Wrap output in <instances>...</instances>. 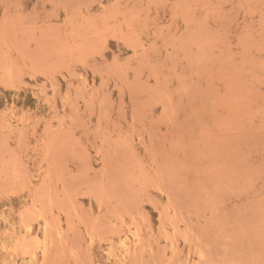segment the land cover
I'll list each match as a JSON object with an SVG mask.
<instances>
[{
  "label": "rangeland",
  "instance_id": "374dc122",
  "mask_svg": "<svg viewBox=\"0 0 264 264\" xmlns=\"http://www.w3.org/2000/svg\"><path fill=\"white\" fill-rule=\"evenodd\" d=\"M14 263L264 264V0H0Z\"/></svg>",
  "mask_w": 264,
  "mask_h": 264
},
{
  "label": "bare ground",
  "instance_id": "6f19581e",
  "mask_svg": "<svg viewBox=\"0 0 264 264\" xmlns=\"http://www.w3.org/2000/svg\"><path fill=\"white\" fill-rule=\"evenodd\" d=\"M24 209H25V208H24ZM22 210H23V209H22ZM22 212H23V211H22ZM34 215H35V214H34ZM37 219H38V218H37ZM27 220H28V219H27ZM46 223H47V222H46ZM50 226H51V225H50ZM31 227H32V226H31ZM31 227H30V228H31ZM44 227H45V225H44ZM47 227H48V226L46 225V228H47ZM50 229H51V228H49V231H50ZM47 230H48V228L46 229L45 232H47ZM137 235H138V234H137ZM24 238H25V236H24ZM16 239L18 240V238H16ZM15 242H17V241H15ZM123 242H124V241H123ZM19 243H20V242H19ZM124 243H125V242H124ZM13 244H14V243H13ZM20 244H22V243H20ZM23 244H24V243H23ZM14 245H15V244H14ZM36 245H39V244H36ZM18 246H19V247H22V246H25V245H18ZM125 246H126V244H125ZM24 248H25V247H24ZM42 248H43V247H42ZM127 248H129V246H128ZM34 249H36V248H34ZM44 249H45V247H44ZM14 250H15V249H14ZM14 250H13V251H14ZM45 250H46V249H45ZM126 250H127V249H126ZM16 251H17V250H16ZM28 252H29V251H27V254H28ZM33 252H34V251H33ZM41 252H42V251H41ZM25 253H26V252H24V254H25ZM127 253H128V251H127ZM43 254H45L44 251H43ZM16 255H17V254H16ZM25 255H26V254H25ZM23 256H24V255H23ZM33 257L35 258L34 260L36 261V257H35V256H33ZM27 260H28V259H27ZM29 260H30V258H29ZM20 262H21V261H20ZM34 263H35V262H34ZM14 264H15V263H14Z\"/></svg>",
  "mask_w": 264,
  "mask_h": 264
}]
</instances>
